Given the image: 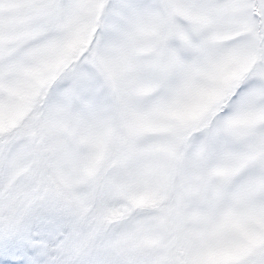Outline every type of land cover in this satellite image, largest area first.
Segmentation results:
<instances>
[{"label":"snow or ice","instance_id":"1","mask_svg":"<svg viewBox=\"0 0 264 264\" xmlns=\"http://www.w3.org/2000/svg\"><path fill=\"white\" fill-rule=\"evenodd\" d=\"M0 264H264V0H0Z\"/></svg>","mask_w":264,"mask_h":264}]
</instances>
